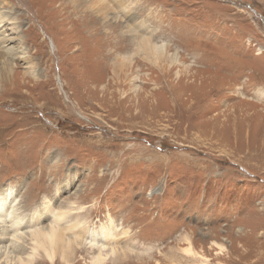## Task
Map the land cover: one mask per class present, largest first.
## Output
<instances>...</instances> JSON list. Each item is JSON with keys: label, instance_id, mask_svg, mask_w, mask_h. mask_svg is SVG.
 <instances>
[{"label": "rangeland", "instance_id": "obj_1", "mask_svg": "<svg viewBox=\"0 0 264 264\" xmlns=\"http://www.w3.org/2000/svg\"><path fill=\"white\" fill-rule=\"evenodd\" d=\"M4 1L0 197L71 213L35 264H264V0Z\"/></svg>", "mask_w": 264, "mask_h": 264}, {"label": "bare ground", "instance_id": "obj_2", "mask_svg": "<svg viewBox=\"0 0 264 264\" xmlns=\"http://www.w3.org/2000/svg\"><path fill=\"white\" fill-rule=\"evenodd\" d=\"M1 3L3 4L2 1ZM111 3H114L115 7L120 9L121 7L120 0H111ZM10 17L11 16H8V14H4L0 11V47L3 48L2 50L5 49L4 51L8 55H11V52H7V51H11V48L8 46V44L11 42V39H9V37L12 36L10 35V31L16 30L18 27V26L16 27L15 25L16 21L14 20V18H10ZM153 48L156 51H154ZM153 48L151 47V51H153L154 54H160L157 51L163 50L164 46H154ZM9 196L10 194L8 193L6 195V198ZM18 212H19V208H16V206L14 205H12L11 210H9V208L7 207V199L5 200L0 197V218L2 217V219L5 220L6 217L7 219L11 217V221H10L11 223L10 222L9 223L11 224V227H12V230H10L11 233L8 229L4 231L6 237L3 239L5 243L7 242L8 243L4 245H0V259L4 260L7 264H11V263L13 264H35V261L40 257V254L42 255L43 253L45 257L49 259V262L53 263L52 260L55 259L57 254L61 251H62L61 253L62 256L67 257V253L72 250L73 245H71V241L65 237L67 228L64 230L60 224L71 213L62 212L61 214L58 215V217L56 218L54 222L52 221L53 223H51L49 226L46 225L48 226L47 228L41 229L38 226L33 227L29 225V227H31L30 230L22 231L23 229L22 226L25 220H23L22 218H21L22 220L19 219L20 216ZM1 224H5L4 221ZM10 224H9V227H10ZM29 224H31V222ZM72 226H73L72 228L74 229L76 227H79L80 225L79 223H73ZM0 228L2 229L3 227H0ZM68 230L69 231L71 230V226L70 228H68ZM59 232L61 233V236L58 234ZM10 236H12L11 242H9ZM25 239L28 240V242H26ZM23 243L26 245H22ZM106 247L107 245L99 247L100 252L94 258L95 264H103L105 260H107L108 254L102 251ZM27 251H30V252H27ZM111 253L114 254L113 249ZM22 254H27L26 256L27 259H25L24 255Z\"/></svg>", "mask_w": 264, "mask_h": 264}]
</instances>
